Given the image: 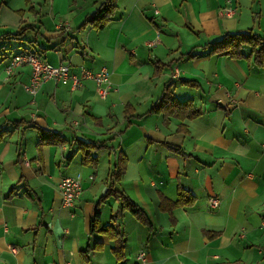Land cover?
Here are the masks:
<instances>
[{
  "label": "crops",
  "instance_id": "1",
  "mask_svg": "<svg viewBox=\"0 0 264 264\" xmlns=\"http://www.w3.org/2000/svg\"><path fill=\"white\" fill-rule=\"evenodd\" d=\"M102 1L0 0V264H118L97 208L101 225L120 214L123 264H264V64L248 47L209 51L225 33L264 36V0H112L104 27L82 24ZM21 51L73 74L105 67L106 97L93 79L29 94L28 65L5 71ZM120 161L114 188L147 223L111 196L96 208ZM77 175L65 207L58 182Z\"/></svg>",
  "mask_w": 264,
  "mask_h": 264
},
{
  "label": "trees",
  "instance_id": "2",
  "mask_svg": "<svg viewBox=\"0 0 264 264\" xmlns=\"http://www.w3.org/2000/svg\"><path fill=\"white\" fill-rule=\"evenodd\" d=\"M113 2L112 0H103L100 2L95 11L87 17L82 24H90L94 28H102L105 26V24L112 19L113 16ZM27 29L26 26L21 27L18 29L15 33L7 34L16 36L20 35L23 33V31ZM244 47H248L250 51V55H253L254 61L262 65L264 64V36L258 35L256 33H253L251 30L243 31V32H238V33H225L218 41H215L210 44L209 46V51L215 52V53H220V54H225V55H230L233 57H243V49ZM167 88V87H166ZM172 97L170 96L169 90L166 89L159 97L157 102L152 106L150 110L156 111V107L163 104L166 100H171ZM185 102L182 105V109L186 112H188L189 117L196 116L198 114L197 110H192L190 105L188 104L187 106ZM181 109V108H180ZM39 140L40 143L48 142V141H53V138L57 137L56 133H49L44 130H39ZM3 133L0 132V137ZM86 147L90 145L89 142H85L84 144ZM91 146H95L94 144H91ZM87 161V158H83V163ZM124 160H122L123 163ZM124 171V165L120 164L116 165L112 172L110 173V181L107 186L106 192L104 195H102L99 198V201L96 203V208L102 202L105 198L107 197H113L116 201L119 202L120 204V210H128L130 213H132L136 218L139 220L147 223L148 220L145 217L144 213L140 209V207L133 202L128 196H126L123 192L117 191L114 188V182L119 181L122 173ZM187 195L185 193V190H180L179 191V199L180 201L183 198H186ZM120 216L119 212L110 215L109 218V223L107 225H101L100 220H99V212L98 208L94 211L93 213V230L94 232H98L101 234L107 235L109 239L112 240L113 242V247H112V252L114 253L116 257V261L118 264H123L124 261V248L126 246V237L124 234L120 233L118 231V223H117V218ZM96 246L99 245H94L92 248L87 246L84 250L83 253L87 254L91 250H94L97 248Z\"/></svg>",
  "mask_w": 264,
  "mask_h": 264
},
{
  "label": "built area",
  "instance_id": "3",
  "mask_svg": "<svg viewBox=\"0 0 264 264\" xmlns=\"http://www.w3.org/2000/svg\"><path fill=\"white\" fill-rule=\"evenodd\" d=\"M225 13H229V11L226 10ZM22 65L30 67V80L25 89L32 95L47 80H54L58 83L69 85L72 89H77L81 86L83 79H93L96 84V91L100 97L104 98L108 93L109 73L105 67H102L97 72H92L85 67H81L79 74H73L70 72L69 64L60 63L58 65H51L35 52L21 51L9 55L5 71L10 75L16 68ZM57 187L63 206L71 207L81 193V178L78 175L74 177H62ZM210 202L212 205L217 203L215 199H210ZM139 257H142V254Z\"/></svg>",
  "mask_w": 264,
  "mask_h": 264
},
{
  "label": "rangeland",
  "instance_id": "4",
  "mask_svg": "<svg viewBox=\"0 0 264 264\" xmlns=\"http://www.w3.org/2000/svg\"><path fill=\"white\" fill-rule=\"evenodd\" d=\"M16 48H17V47H16ZM16 48H15V47H13V48H11V49H12V51H13V52H17V51H18V49H16ZM119 164H120V162H118V163H117V165H119Z\"/></svg>",
  "mask_w": 264,
  "mask_h": 264
}]
</instances>
